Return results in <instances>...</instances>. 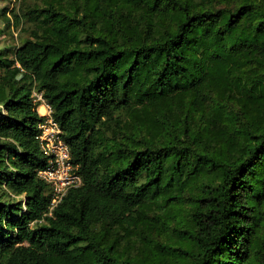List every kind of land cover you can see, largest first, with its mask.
<instances>
[{
  "label": "trees",
  "instance_id": "trees-1",
  "mask_svg": "<svg viewBox=\"0 0 264 264\" xmlns=\"http://www.w3.org/2000/svg\"><path fill=\"white\" fill-rule=\"evenodd\" d=\"M15 1L0 264H264V0ZM35 92L82 177L51 214Z\"/></svg>",
  "mask_w": 264,
  "mask_h": 264
},
{
  "label": "built area",
  "instance_id": "built-area-1",
  "mask_svg": "<svg viewBox=\"0 0 264 264\" xmlns=\"http://www.w3.org/2000/svg\"><path fill=\"white\" fill-rule=\"evenodd\" d=\"M33 103H39L37 111L44 119L38 124L37 140L47 158L45 168L38 172L39 177L48 185L50 198L49 214L62 200L69 189L82 184L78 167L72 162L69 147L62 137V131L51 116V108L40 93H33ZM43 108V113L40 112Z\"/></svg>",
  "mask_w": 264,
  "mask_h": 264
},
{
  "label": "rangeland",
  "instance_id": "rangeland-1",
  "mask_svg": "<svg viewBox=\"0 0 264 264\" xmlns=\"http://www.w3.org/2000/svg\"><path fill=\"white\" fill-rule=\"evenodd\" d=\"M16 1L15 0H0V9H3L0 12V19L2 24L4 21H6V18H10V24L12 22L13 18V11L15 7ZM5 8V9H4ZM4 17L5 20H4ZM17 37H18V32L17 30L12 27L8 28V25L5 24L4 26V34L0 36V49L4 47H12L15 46L17 42ZM20 72L15 71L14 76L15 77H20Z\"/></svg>",
  "mask_w": 264,
  "mask_h": 264
},
{
  "label": "bare ground",
  "instance_id": "bare-ground-1",
  "mask_svg": "<svg viewBox=\"0 0 264 264\" xmlns=\"http://www.w3.org/2000/svg\"><path fill=\"white\" fill-rule=\"evenodd\" d=\"M40 112L43 113V108H40Z\"/></svg>",
  "mask_w": 264,
  "mask_h": 264
}]
</instances>
